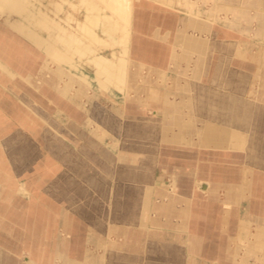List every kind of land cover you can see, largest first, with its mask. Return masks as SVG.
Instances as JSON below:
<instances>
[{"label":"crops","instance_id":"1","mask_svg":"<svg viewBox=\"0 0 264 264\" xmlns=\"http://www.w3.org/2000/svg\"><path fill=\"white\" fill-rule=\"evenodd\" d=\"M188 2L134 1L129 90L100 112L108 163L103 173L93 163L81 184L89 203L73 209L69 196L46 198L42 229L28 224L22 240L2 205L0 264L264 263V49L243 48L234 35L244 26L230 32L222 17L220 32L193 22L196 10H213ZM5 22L58 66L39 72L44 91L56 88L59 112L78 120L79 106L65 100L77 77L92 79L83 63L27 26L20 32L16 18ZM9 69L0 66L1 79L15 77ZM94 75L105 92L118 89Z\"/></svg>","mask_w":264,"mask_h":264},{"label":"rangeland","instance_id":"2","mask_svg":"<svg viewBox=\"0 0 264 264\" xmlns=\"http://www.w3.org/2000/svg\"><path fill=\"white\" fill-rule=\"evenodd\" d=\"M26 1L13 0L7 3L0 0V47L3 49L6 47L5 53L3 52L5 59L2 57L1 61L15 73L14 78L4 75L5 78L2 76L4 79L0 78V193H2L0 208L3 205L5 214H11V212L15 214V216L5 217L4 222L10 224L14 219L16 225L18 223L20 240L22 236L26 239L28 224H35L36 228L42 229L45 209L50 210L49 206H46L50 197H55L59 202L62 196H65L64 198L69 196L71 201L68 200V204L73 209L89 203L85 199L87 190L81 184L91 178L90 168L93 163L96 167L101 166L99 169L101 173L104 172L103 165L107 166L108 163L107 154L103 152L102 147L108 146L110 128L100 112L103 107H114L118 102L125 100L124 96L129 90V76L132 70L131 49L134 46V38L131 35L133 15L130 16L131 12H129V20L125 24V27L128 25L130 32L127 83L124 92L116 89L114 94L105 92L93 79L95 75L90 59H81L71 50L70 53L68 52L83 63L84 70L92 77L89 82H84L77 77V80L81 82L75 83L66 97L65 101L79 106L80 117L77 120L69 113L59 112L57 98L60 93L56 88L52 87L49 90L50 95L44 91L47 78L39 72L44 67H46L45 71L48 68L58 71V66L47 64L42 52L29 44L24 37L12 32L5 22V18L12 17L21 24L27 23L34 28L33 24H37L28 13L31 7L25 6ZM34 1L38 7H54L55 4L57 6L55 8L64 15L69 0ZM71 1L80 9L76 12L78 23L75 22V24L78 28L84 21L81 11H85L86 7L99 4L109 12L111 10L109 6L122 7V4L114 0H105L101 3L96 0L94 2L93 0ZM179 3L189 8L188 0H179ZM191 3L194 4L190 7L192 11L198 5L202 8L204 4L213 10L208 17H202L196 10L197 14H192L193 22H197L203 28L205 26L207 30L210 28L211 32H214V29L220 32L225 28L218 22L222 17L229 23L227 30L230 32H232L231 26H237V28L244 26V29L241 28L239 31L242 34L234 35L244 39L241 42L243 48L264 49V0H191ZM213 6L217 7L213 9ZM245 15L251 18L248 20ZM258 26H260L258 33H255ZM76 30L79 32V29ZM33 32L41 39H46L37 28H34ZM97 36L103 35L97 32ZM100 40L99 38L98 41ZM104 44L100 42L95 47L103 48ZM76 74L81 75L78 72ZM93 112L96 115L93 116ZM77 162L80 165H76ZM111 165L114 166L112 161ZM60 172H62L61 175H59ZM64 198L63 201L66 200ZM36 234L42 237L43 232ZM248 258L243 264H264L260 260L253 261ZM198 264H204V262Z\"/></svg>","mask_w":264,"mask_h":264},{"label":"bare ground","instance_id":"3","mask_svg":"<svg viewBox=\"0 0 264 264\" xmlns=\"http://www.w3.org/2000/svg\"><path fill=\"white\" fill-rule=\"evenodd\" d=\"M2 1L8 3V1L13 0ZM14 1L16 2V0ZM103 1L105 2V0H96V2L100 3ZM114 1L122 4V7L114 8L113 6H109L108 8L111 9L109 12L105 11V9L98 4L86 7L85 11L82 10L81 14L84 17V21L79 24L81 25L79 28L75 22L78 23V20H76V12H79L80 9L79 6L71 0L67 1L68 4L65 7L64 15L55 8L57 7L55 4L54 7H38L34 0H27L25 6L31 7L28 13L34 20L33 22L37 24H33L35 26L34 28H37L43 33L42 36L46 37L45 40H47L49 44L56 49L58 48V50L63 48L62 50H64V52H69L71 50V52L81 59H90L89 61L94 71L96 70L95 72L98 71L97 73L103 76L109 84L122 90L126 81L127 53L130 36L128 25L125 27V24L127 20H129V12H131L130 16L133 15L135 0L132 2L130 0ZM33 6H35V8H33ZM213 9H215V6H213ZM25 26L31 28L32 31L34 30L33 26L26 23L18 26L19 31L23 33V31L26 30ZM76 29H79V32ZM97 32L103 36H97ZM99 38L101 39L100 41H98ZM100 42L106 45L104 44V46H102L103 48L100 46L96 48L95 45H98V43L100 44ZM4 48L5 49L0 47V66H4L1 62L2 54L4 50H6V47ZM105 50L108 52L104 53L103 51ZM100 51L101 53H99ZM8 72L9 71H7V75L10 74ZM49 76L47 74V77Z\"/></svg>","mask_w":264,"mask_h":264}]
</instances>
